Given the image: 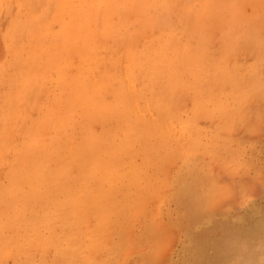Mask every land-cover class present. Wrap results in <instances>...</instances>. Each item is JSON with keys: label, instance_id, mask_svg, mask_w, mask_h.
Here are the masks:
<instances>
[{"label": "bare ground", "instance_id": "bare-ground-1", "mask_svg": "<svg viewBox=\"0 0 264 264\" xmlns=\"http://www.w3.org/2000/svg\"><path fill=\"white\" fill-rule=\"evenodd\" d=\"M189 1L21 0L22 5L34 14V20L27 28L21 16L3 34L8 54L0 61V85L8 72L21 80L11 82L10 92L0 96V110L8 104V99L19 102L27 84L35 85L36 94H46L49 89L47 79L52 78L51 85L60 95L54 94L42 111L40 128L26 132L29 134L27 141L44 151L54 152V138L49 135L40 138L41 131L48 130L50 135L57 133L64 139L83 135L84 143L79 153L84 158L79 161L89 172L85 175L87 186L81 182L72 188L73 194L52 198L48 196L49 190L59 180L52 172L41 171L46 166L41 167L37 159H45L37 158L31 160V165L24 163V169H13L10 173L12 181L16 176L21 178L27 190L21 197L17 194L19 186L12 183L5 190L8 195L5 202H0V264L5 258L17 255L21 264H31L33 259L40 264H112L111 259L119 257V253L121 257L122 252L133 256L134 264H162L158 258L160 240H166L171 227L175 231L171 216V222L164 225L160 219H148L140 225L139 218L136 222L133 220L137 216L145 217L149 204H160L167 199L162 180L168 160L187 149L199 151L201 146L206 147L203 143H182L184 135L179 132L173 136H176L173 142L168 133L172 115L175 120L179 118L182 102L188 99L192 89L210 94V88L229 74L223 66L210 63L207 55L202 54L201 20L208 11L200 15L195 11L201 9L199 5L194 11L185 12L192 7ZM196 1L198 5L202 0ZM213 1V6L226 4L224 0L222 3ZM89 16L92 19L89 20ZM254 20L251 18V22L255 23ZM54 24H58V34L52 29ZM31 41L37 46L31 45ZM107 97H112L109 102ZM191 112L198 116L211 115L205 104L196 103L194 99ZM142 113H148L149 117L145 118ZM194 118L197 120L198 117ZM105 122L111 130L100 132L96 124L103 126ZM218 125L224 128L221 122ZM157 129L163 137L157 135ZM7 137L0 145V163L8 150L10 141ZM123 143L130 152L127 154L129 163L113 154L124 148ZM221 150L223 164L228 165L235 152H229V147L223 144ZM55 153L60 155L58 150ZM56 154L48 158L51 161L45 162L49 168L56 161L60 162ZM21 156L31 158L26 151ZM137 156L142 162L135 161ZM188 157L183 158L178 169L185 171H180L172 188L180 219L185 217L187 226L196 231L183 243L182 251L189 255L183 264H264V206L259 210L252 209L245 217H238V227L229 225L230 218L215 219L211 214L219 207L220 179L216 176L207 178L196 167L186 169L195 155ZM67 162L76 173L78 160H74L72 153ZM205 164L207 169L211 167L209 161L205 160ZM230 169L235 170L231 166L225 168ZM157 174L160 176L158 181ZM36 181L43 189L34 185ZM229 184H232L230 192L244 190L245 183L232 181ZM234 184L238 189H234ZM113 193L114 202H110L111 198H101ZM209 210L211 214L204 218V213ZM93 212L100 213L101 223L94 220L100 216ZM91 219L97 227H91ZM194 224H198L197 227ZM8 226L18 231L27 228L30 237H24V232L3 235L2 231ZM130 226L135 232H131L126 242ZM157 228L162 230L157 232ZM227 231H230V238L226 241L222 235ZM117 238L118 244L114 246ZM112 243L114 256H88V249L95 244L109 249Z\"/></svg>", "mask_w": 264, "mask_h": 264}, {"label": "rangeland", "instance_id": "rangeland-1", "mask_svg": "<svg viewBox=\"0 0 264 264\" xmlns=\"http://www.w3.org/2000/svg\"><path fill=\"white\" fill-rule=\"evenodd\" d=\"M5 1L6 0H0V61H2L4 56L8 54L3 44V34L6 29L10 28V26H14L13 23L18 22L21 16L25 19L27 28L34 20V14L29 12V9L22 5L21 0ZM220 1L221 3L223 2V0ZM189 3L190 6H192L191 8H193V6L195 7L192 10L189 7L185 9V12L194 11L196 6L199 5L201 6V9H196L195 11H199L200 15L203 11L212 12H207L208 14L206 13V16L203 15L201 20L203 37L200 41L203 42L201 43V48L204 51L202 54L207 55L210 63H214L218 67L223 66V70L226 69L229 74L225 75L224 79L217 81L215 85L210 88V94H207L204 90L195 91L192 89L188 99L182 102L183 105L180 107L178 114L179 120L176 119V121L175 116L172 115V124L168 127V133L170 137L172 136L171 138L173 142L176 137L173 136L176 132H179L184 135L182 143H191L193 145L196 143H203L206 147L203 149L201 146L199 151L187 149L186 152H181L178 157H171L165 165L166 172L163 174L164 178L162 180L163 194L167 199L162 200V203L160 204H149L147 206L148 213L145 214V217L141 215L137 216L135 218L136 220H133L136 222L137 218H139L140 222H137L138 225H140V223H143L148 219H154L156 221L160 219L163 221L162 224L164 225L165 223L169 224L172 218L173 225L171 226L175 225V231L174 227H171L173 231L170 228V234H166V240H160L161 244L159 247L160 250L158 258L161 260L162 264H183L185 260H188L189 255H187L188 253L185 250L182 251V246L185 241H188L187 239L191 237L192 233L196 232L193 231L190 226H187L188 221L185 217L180 219V215H178V206L174 201L175 196L172 195V188L176 184L175 179L179 176L180 171H185V169H178L183 158L185 159L187 156L191 157V155H195L193 161H189L185 166L186 169L196 167L197 169H201L204 176L207 178L216 176L215 178H218V180L220 179L218 182V186L221 190L218 193L219 207H217L212 214L211 210L207 212L208 215L207 213H204V218H208L207 216H209V214H211L215 219L227 217L231 219L230 221H232L229 225L238 227V217H245L252 209L259 210L264 206V0H230L228 3L227 0H224V3H226L225 5L222 3V5L217 6L216 4L213 6V0H202L198 5L196 4V0H190ZM20 5H22L23 10ZM12 7L15 8L12 9ZM1 8H4L2 13ZM231 8L233 10H231ZM234 8L236 10L238 9L237 12ZM11 10L14 12H11ZM227 12L230 14L228 15ZM7 13H9V15ZM27 13L29 14L27 15ZM210 14L212 17L216 15L214 19L209 16ZM226 14L228 17H226ZM216 17L217 19H215ZM251 18H254L257 22L254 20L255 23L253 21L252 23ZM88 19L90 20L92 18L89 16ZM254 24H256L259 28L256 25L253 27ZM27 28L25 27L26 30ZM52 29L55 34H58V24H54ZM1 30H3V32ZM9 40H11V36L8 37V41ZM11 42L12 41L9 43ZM31 42V45L37 46L34 41ZM19 43L20 42H18V44ZM66 46L68 47V45ZM222 61L224 63H222ZM217 62L219 63L217 64ZM230 74L233 75L230 77ZM16 79L21 80L13 72H8L5 75V78L1 80L0 96L10 92L9 85ZM51 84H53L52 78L47 79V86H49V89L46 94H36L34 91V84L25 85L21 100L19 102H13V100L11 101L8 99V106L3 105L0 110V145L3 144L2 141L6 138V136H8L7 141H10L8 143V150L3 155L2 162L0 163V202L2 203L5 202L8 196L5 194V190L10 187L12 183H16V185L19 186L20 193H17L19 196L22 197L25 195L27 186L23 180L16 176L12 181L10 173L15 168L24 169V163L31 165L33 160L37 158L45 159H37L40 161L41 167L46 166V168L41 169V171L52 172L54 174V178L59 180L58 183L51 185L52 188H50L48 196L53 198L54 196L60 194L62 196L73 194V187L81 182H84V186H87L88 184V181L85 179V175L89 171L79 161L84 158V156H81L79 152L80 147L84 143L83 140L85 136L77 134L74 136H68L64 139L62 135H58L57 133H52V135H50L48 130V132L46 130H44V132L41 131L39 136L40 138H47L48 135L51 138H54V142L52 143V149L54 152H50L49 150L44 151L27 141L29 134L26 132L40 128L42 124V111L50 104L49 102L52 101L53 95L58 92V89L56 90ZM60 87L61 91H64V87ZM111 98L112 97H107L106 101L109 102ZM193 99L196 103L205 104L207 109L211 111V115H201V117L192 114L191 107L193 105ZM103 110L105 111L106 109L103 108ZM147 114L148 113L143 116L145 118L149 117ZM196 116L198 117L197 120L194 118ZM218 122H221L224 128H221V125H218ZM106 125V122L103 126H98V124H96V128H99L98 130L100 132H107L108 130H111L107 129ZM96 128L93 127L92 129L98 131ZM160 132L161 131L159 130L157 135H160ZM160 136L163 137L162 134ZM123 144L124 148L115 150L113 154H116L115 156H121V159H123V161L125 160V163L126 161L129 163L127 154L130 152L127 150L128 146L125 143ZM222 144L229 147V152H235L233 154L234 158L232 157L233 160L231 159L228 165H224V160L221 158ZM57 150L60 153L59 156L55 153ZM23 151H26L31 158L22 157L21 153ZM71 153L73 154L74 160H78V163L75 166L76 173L72 168L73 166H70L67 162V158ZM232 153L230 154L232 155ZM53 154L57 155V160H60V162L56 161L53 166L49 168L45 162L51 161L48 158ZM212 156L216 157L211 158ZM135 159L133 160L137 163L142 162L139 156ZM205 160L207 162L209 161V164L211 165L208 169L206 168L207 166L205 164ZM194 161L195 163H193ZM71 164H73V162H71ZM197 164L200 165L197 166ZM240 164L241 166H238ZM227 166H231L232 168H235V170H225ZM203 167L205 168L204 170ZM156 177L158 181V177L160 176L157 174ZM232 181L240 182L242 184L245 183L243 187L244 190L241 193L240 191H238V193L228 191L232 185L229 183H232ZM36 183L37 184L34 185L37 188L40 187L43 189L39 182L36 181ZM234 185L237 186V184ZM236 186H234V189H238V186ZM106 196L101 198H111L110 202H114V200H112L115 196L114 193L112 196ZM167 214L169 217H167ZM93 215L100 216V218L94 219L98 222V224L102 222L99 212H93ZM173 215H175V217ZM33 216L35 217L36 213L33 214ZM254 218H257V215H254ZM166 220L169 221L167 222ZM90 223H93L92 219ZM179 223L183 225L182 227L184 229ZM98 224H92L91 227H97ZM197 225L198 224H194V227H197ZM131 226L129 227V234L126 242L129 240L131 232H135ZM176 227L178 228L176 229ZM156 230L157 232H160L162 229L160 230V228H157ZM18 232H24V237H30V232L27 228H25V230L18 231L12 226L6 227L2 231V234L5 236H12L17 235ZM107 232H105V234H107ZM171 232L173 233L171 234ZM229 232L230 231L224 232L222 235L226 241L230 238ZM215 233H217V231H215ZM208 235H211V233H208ZM111 236H113L114 239L116 238L113 232H111ZM116 241V245L112 243L109 249L106 247H99L98 244H95L93 247L88 249V256L96 254H99L101 257H105V255L110 257L114 256L115 252L113 245L117 246L118 238ZM121 254V257L120 253L118 254L120 258L117 257L111 259L112 264L135 263V258L133 256L129 257L123 252ZM3 264H21V260L18 255L15 257H7L4 259ZM31 264L40 263H38L36 259H33Z\"/></svg>", "mask_w": 264, "mask_h": 264}]
</instances>
